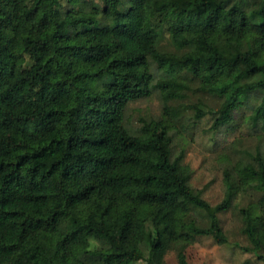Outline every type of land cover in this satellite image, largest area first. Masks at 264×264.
<instances>
[{
  "label": "trees",
  "instance_id": "obj_1",
  "mask_svg": "<svg viewBox=\"0 0 264 264\" xmlns=\"http://www.w3.org/2000/svg\"><path fill=\"white\" fill-rule=\"evenodd\" d=\"M67 1L80 4L0 0V264H162L170 251L186 264L197 238L227 243L219 214L247 188L259 198L237 208L241 232L264 261V155L225 170L211 206L172 159L168 121L125 124L154 90L218 98L216 112L190 107L214 131L258 96L247 120L264 138V0ZM163 32L175 52L159 50Z\"/></svg>",
  "mask_w": 264,
  "mask_h": 264
},
{
  "label": "rangeland",
  "instance_id": "obj_2",
  "mask_svg": "<svg viewBox=\"0 0 264 264\" xmlns=\"http://www.w3.org/2000/svg\"><path fill=\"white\" fill-rule=\"evenodd\" d=\"M84 1L91 6L98 4L100 10L102 9V4L96 0ZM62 3L65 10L77 8L80 4L78 2L73 5L67 0H62ZM159 50L166 53L176 51L167 32H163L161 35ZM151 71H156L152 62ZM182 76L185 77V75ZM262 79L261 73L254 77L256 81ZM258 100V96L249 98L234 111L232 121L228 125L214 131L212 130L214 116L207 114L204 118L197 120L196 111L190 107L199 105V101H201L207 106V109L205 105L200 106L202 110L216 112L220 104L218 98L201 96L199 92L192 90L191 92H183L180 96L165 103L159 91L154 90L149 97L128 103L125 112V124L139 127L142 119L168 121L169 125L173 126L170 131L172 159L182 157V164L189 171V186L200 191L202 198L211 206H216L221 203L225 194L223 172L228 170V172L233 173L234 164L247 156V153L255 154L258 151L264 155L263 133L254 128L247 120ZM165 107L169 110L168 115ZM258 198L259 194L249 188L234 197L229 210L219 214L227 243L219 245L211 237H199L186 249L185 263L264 264V261L246 251L250 245L241 232L243 227L237 210L239 206H244L251 201L255 202ZM194 214L196 215V213ZM89 246L92 249L107 248L106 244L99 240H90ZM137 264L144 263L139 262ZM162 264H179L176 252H168Z\"/></svg>",
  "mask_w": 264,
  "mask_h": 264
}]
</instances>
